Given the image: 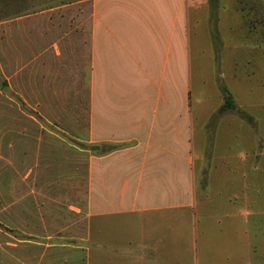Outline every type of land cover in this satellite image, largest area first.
<instances>
[{"label":"crops","instance_id":"obj_1","mask_svg":"<svg viewBox=\"0 0 264 264\" xmlns=\"http://www.w3.org/2000/svg\"><path fill=\"white\" fill-rule=\"evenodd\" d=\"M192 3L78 0L17 32L0 56L26 69L8 79L20 102L0 91V264H264V136L231 120L196 146Z\"/></svg>","mask_w":264,"mask_h":264},{"label":"rangeland","instance_id":"obj_2","mask_svg":"<svg viewBox=\"0 0 264 264\" xmlns=\"http://www.w3.org/2000/svg\"><path fill=\"white\" fill-rule=\"evenodd\" d=\"M75 1L78 0H0V56L15 52L18 31L30 36L33 23L37 26L46 20L38 15L40 12ZM188 1L196 4L188 13L186 30L192 57L188 71L189 103L194 107L199 128L196 146L202 151L205 149L207 155L215 133L232 130L231 120L247 123L257 134L264 136V0ZM61 15L65 16L64 13ZM14 22L21 23L17 30ZM0 64L4 70L2 74L0 68V91L9 99L20 102L21 98L9 89L8 79L12 81V76H21L26 69L18 68L15 74L2 59ZM222 86L230 92L235 108L220 113ZM0 99L4 98L0 96ZM255 116L261 121L253 124ZM72 143L86 147L75 141ZM89 149L95 152L98 147ZM207 159L206 156L200 161V188L205 182L203 171ZM261 225L263 252L257 255V260L264 263V215Z\"/></svg>","mask_w":264,"mask_h":264},{"label":"trees","instance_id":"obj_3","mask_svg":"<svg viewBox=\"0 0 264 264\" xmlns=\"http://www.w3.org/2000/svg\"><path fill=\"white\" fill-rule=\"evenodd\" d=\"M221 89L223 93V105L221 107V110L233 109L234 105H233V101L231 98V94L225 87L222 86Z\"/></svg>","mask_w":264,"mask_h":264}]
</instances>
